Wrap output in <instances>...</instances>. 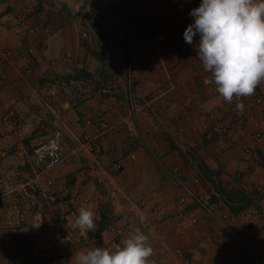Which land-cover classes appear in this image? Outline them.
<instances>
[{"label": "crops", "instance_id": "obj_1", "mask_svg": "<svg viewBox=\"0 0 264 264\" xmlns=\"http://www.w3.org/2000/svg\"><path fill=\"white\" fill-rule=\"evenodd\" d=\"M8 1L13 10L0 21V264H76L77 251L119 243L137 227L149 235L156 264H175V259L178 264H264V103L254 101L264 98V81L244 109L253 135L230 123L234 130L224 141H205L212 133L211 114L225 112L214 86L203 82L209 74L197 57L199 34L192 44L185 42V30L194 22L189 13L202 0H108L115 25L102 29V58L81 41L82 26L75 20L74 27L59 29L44 21L36 42L28 39L27 27L15 26L16 17L27 15L23 0ZM101 66L123 88L90 92L89 79L67 81L73 67L93 73ZM134 95L169 100L171 111L183 118L179 137L200 144L209 166L246 171L253 187L263 191L258 207L235 213L223 199L209 200L205 187L196 193L208 209L181 203L184 186L196 185L188 145L169 124L176 143L160 137L158 119L164 116L149 102L135 103ZM146 106L154 110L149 118L143 115ZM143 120L155 132H145ZM218 124L213 128L220 130ZM49 129H62L65 158L46 168L36 164L33 152L52 137ZM92 141L101 145L98 156ZM247 147L253 153L247 154ZM117 161L120 171L113 169ZM81 206L95 211V231L84 234L75 227L73 213ZM194 215L196 224L190 221ZM123 227L127 232L115 231ZM99 230L100 241L94 235ZM176 247L184 250L183 257L176 256Z\"/></svg>", "mask_w": 264, "mask_h": 264}, {"label": "clouds", "instance_id": "obj_2", "mask_svg": "<svg viewBox=\"0 0 264 264\" xmlns=\"http://www.w3.org/2000/svg\"><path fill=\"white\" fill-rule=\"evenodd\" d=\"M189 14L194 22L185 30V42L192 44L199 34L197 57L209 74L204 84L213 85L223 101L235 102L243 114V98L254 95L264 81V0H202ZM73 217L82 233L95 231L92 208L81 206ZM145 220L141 215L140 223ZM154 254L149 235L137 227L119 243L79 250L74 257L76 264H156Z\"/></svg>", "mask_w": 264, "mask_h": 264}, {"label": "rangeland", "instance_id": "obj_3", "mask_svg": "<svg viewBox=\"0 0 264 264\" xmlns=\"http://www.w3.org/2000/svg\"><path fill=\"white\" fill-rule=\"evenodd\" d=\"M88 2H89L88 0H23L20 3L21 4L20 7L21 8L25 7V9L22 10V14L25 13L27 15H21L19 17H16L18 18V20L16 21L15 26L19 28L27 27V29L30 31V34H32V38H29V37L27 38L32 40L33 42H36V38H37L36 32L39 31L37 30L38 29L37 26H40L41 23L43 24V26L46 25V23H48L49 26H52L54 29L70 27L71 25L74 27L76 24L77 25L81 24L82 27H80L79 29L81 41L91 43V45H93V50H95V56L100 58L101 55L104 54V50L100 48L99 39H103V38L100 34H98L99 33L98 29H100V27L107 28V26L111 27L115 25V23L112 21L113 19L109 15L110 11L112 12L114 11V8L110 7V1L108 0H91L90 2H94L93 7H91L90 11H86L85 9L88 8V5H87ZM6 3L8 5H5ZM11 4L12 2L10 3L8 0H0V21L3 19V16L7 15L6 13L13 10V6ZM80 7L81 9L78 12L77 9H79ZM123 7L125 8V11H127L126 15H128V10H130L128 9V4L126 5L125 3ZM107 9H109V11H107ZM81 12H84V13H81ZM74 20L76 24L72 23ZM85 33H86V36H84ZM66 56L69 58L71 55L68 53ZM67 73L68 74L66 76L71 77L67 80L69 83H72L71 81L73 79L74 80L78 78L84 79V80L89 79L88 82L91 88L90 92L97 90L101 87H106V86H107L106 88L109 87L112 89L120 88L123 86L121 85V82L117 80H113L114 75L112 71L109 70L108 68H105L104 66H101L95 72L90 73L91 74L90 76L87 74V71H85L84 69H77L76 67L69 69ZM125 86L126 85H124V87ZM128 89L130 90V88ZM107 94H116V96H118L117 99L121 98L119 96V92L118 93L117 92L116 93L107 92ZM153 99L154 98L152 96H147L144 99L138 95L137 96L134 95L135 103L144 105V104H147V102H149L147 105L148 106L150 105V108L151 107L155 108L154 109L155 111L152 109L148 111V106L144 107L143 108L144 118L145 116L149 118L148 113H152L153 111L156 112L157 115L164 116L163 118L160 117L158 119L160 127L163 128L159 130L158 134L160 135V137L161 136L165 137L164 140H169L170 143L171 142L176 143L175 140L172 141L174 137L172 135H169V132L167 130V127L169 124L171 127L173 126L175 128L174 129L175 133L178 134V139L180 140V142L188 145L185 148V152L187 155H191L192 160L194 161V166H192L191 168H192L193 174L196 173L195 175L196 185H193V184H190V185L193 187V190L195 189L194 190L195 192L198 193L199 187H203V188L205 187L210 192V198H208L209 200H212V199L219 200L220 197L216 198L217 196L216 194L219 189V190H224V193L226 194L229 193V194L236 195L235 197L237 199L242 198V199H245L246 201H250L251 199H253L255 200V202H257V204L261 201L263 197V191L259 187H253V184L251 183V181H249V177L246 171H240L237 169V171L234 172L233 174L230 171V169H232L231 167L229 170H227L225 169L223 165H220V166L216 165V167L214 165H211L209 167L212 170V173H211L212 178L210 180L207 179L200 169L201 162L206 163V161L202 158L204 156L203 154L205 152V149H201L200 144L190 145L189 144L190 141L188 138L186 142L179 137V134L184 130L183 118L179 113L171 111L173 105L169 100L163 97H159L158 99L156 98L157 100H154V101ZM250 100L252 101V98L250 99L248 97L243 98L242 102L244 103L245 108L248 107V103L250 102ZM254 101L256 104L262 105L264 103V98L256 97L254 98ZM63 102L59 103L61 106V109H63L64 107ZM219 102L222 105V108H224L225 113L221 115L218 114L217 116H215L214 113L211 114L212 119H210L211 122L208 120V123L210 125L208 126H209V129L212 128L211 130L212 133L211 135H209V137L204 138L205 141L208 140L209 144L217 143L220 140L224 141L230 135V133H232V131L234 130L231 124L235 125L237 123L239 124L238 126L244 130V133L246 136H252L254 127L248 121L247 116L244 115V112L243 114L237 113L235 102H233L232 104H228L225 101H223L222 98H219ZM147 122H148L147 120H143L142 122L143 124L142 127L144 128L145 132L146 131L150 133L155 132L152 128L153 126L149 122L148 123ZM217 122L219 123L218 126H221L220 130L213 128ZM196 127L198 128V126ZM58 130H60L63 134L62 129H57V130L49 129L48 131L49 133L50 131H54V134H55L56 131ZM217 131H219V133H217ZM64 142L66 146L65 139H64ZM39 146H37L34 149L33 155L35 153V150ZM181 151L183 152V154H185L183 150ZM245 151L247 154L253 153L250 147L245 148ZM178 168L179 167H175V169L177 170L175 171L176 176H180V172ZM197 174L199 175V178ZM221 196L223 197V195ZM243 202L244 201L238 204H242Z\"/></svg>", "mask_w": 264, "mask_h": 264}, {"label": "built area", "instance_id": "obj_4", "mask_svg": "<svg viewBox=\"0 0 264 264\" xmlns=\"http://www.w3.org/2000/svg\"><path fill=\"white\" fill-rule=\"evenodd\" d=\"M86 36V33L84 34ZM16 112L15 110L10 111V116H15ZM62 132L60 130L56 131V133L48 139V141L45 144H42L39 146L34 153V158L37 163V165L43 166V167H51L53 165H56L60 163L64 159V151H63V146L61 143L62 139ZM91 150L98 156L101 152V146L100 144L92 141L91 144ZM122 163L120 161H117L113 164V169L115 171H120L122 169ZM184 194L180 197V202L183 204H193L197 207H202V208H207L208 209V204L205 202L199 194H197L191 187L185 185L184 186ZM212 211V207H211ZM191 223L196 224L198 219L197 217L191 216L190 219ZM127 228H118L115 231L118 234H123L127 232ZM177 233L181 234L182 229L177 228ZM175 254L177 257H183L184 256V250L181 247H176L174 249ZM173 256V259L177 258ZM175 264H178V259H175ZM185 262H188V260L185 258ZM259 264H263V262H260Z\"/></svg>", "mask_w": 264, "mask_h": 264}, {"label": "trees", "instance_id": "obj_5", "mask_svg": "<svg viewBox=\"0 0 264 264\" xmlns=\"http://www.w3.org/2000/svg\"><path fill=\"white\" fill-rule=\"evenodd\" d=\"M102 29H103V27H100V29H98V32L100 33V35L102 36V38L104 40V39H106V34H105V32L102 31ZM103 56H104V54H102L100 58H102ZM87 74L89 76L91 75L89 72H87ZM200 169L207 179L210 180L212 178V176H211L212 170L209 167V165H207L205 162H201ZM216 195H217L216 198L220 197L221 199H223V201L227 204V206L230 208V210L235 212V213H238L242 210H245V209H248L251 207H258V204H257V202H255V200L251 199L250 201H246L245 199H242V198L237 199L235 197L236 195L229 194V193L226 194V193H224V190L218 189ZM221 195H223V197ZM212 201H217V199H215V200L212 199ZM242 201H244L245 203L243 202L242 204H238ZM100 229H102V222L100 225ZM94 235L99 239V241L101 240L100 230L98 232L94 233Z\"/></svg>", "mask_w": 264, "mask_h": 264}]
</instances>
